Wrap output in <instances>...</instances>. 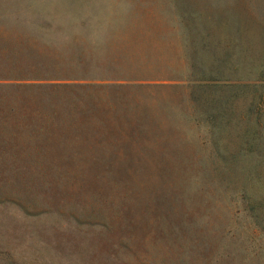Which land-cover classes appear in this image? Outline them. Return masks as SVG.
<instances>
[{
	"label": "rangeland",
	"instance_id": "rangeland-1",
	"mask_svg": "<svg viewBox=\"0 0 264 264\" xmlns=\"http://www.w3.org/2000/svg\"><path fill=\"white\" fill-rule=\"evenodd\" d=\"M10 9L21 11L19 21L7 20ZM0 27L36 41L63 63L83 55L87 61L131 60V67L188 69L196 53L199 65H222L224 77L238 80L240 89L191 92L186 83L166 98L158 94L153 107L177 144L205 157L204 164L213 162L207 129L182 113L189 95L232 98V124L223 137L230 152L243 148L244 131L255 127L246 119L253 87L264 86V0H0ZM227 54L233 56L225 61ZM256 103L263 116L256 147L264 152V103ZM12 124L17 120L0 118V264H264L249 219L229 201L207 211L201 198L200 213L214 221L202 227L184 200L173 211L161 190V197L153 194L157 168L140 160L139 169L119 173L130 164L121 148L92 144L76 132L33 137L30 128ZM10 139L13 144L3 145ZM232 219L238 225L230 230L225 222Z\"/></svg>",
	"mask_w": 264,
	"mask_h": 264
},
{
	"label": "trees",
	"instance_id": "trees-1",
	"mask_svg": "<svg viewBox=\"0 0 264 264\" xmlns=\"http://www.w3.org/2000/svg\"><path fill=\"white\" fill-rule=\"evenodd\" d=\"M20 13L10 9L7 20L19 21ZM35 42L0 27V118L17 120L18 124L12 126L30 128L33 137L54 131L63 135L76 132L85 134L92 144L109 143L121 148L128 153L125 158L130 164L118 167L119 173L139 169L140 160L146 167L157 168L156 175L150 172L158 178V184H150L153 194L160 195L161 190L168 209L173 211L178 200H184V209L187 204L196 209L202 227H214V221L200 213L201 198L207 211L229 201L231 210L238 208L249 219L253 238L260 242L258 252L264 249V152L256 147L260 138L257 128L263 123L256 102L264 103V86L253 87L255 101L246 123L253 122L255 127L246 128L244 147L235 152L229 151L223 138L232 124V98L223 102L203 96L197 99L194 93L188 96L189 105H183L182 113L207 129V157L213 162L204 164L205 157L186 152L179 139L177 144L176 134L164 120L155 117L153 107L159 102L158 94L166 98L169 91L181 89L186 83L191 85V92L220 85L240 89L238 80L224 77L222 65H199L202 62L196 53L189 58L188 69L131 67L126 66L131 60L111 57L87 61L83 55L63 63ZM232 56L227 54L225 61ZM259 74L264 78V58ZM135 91L144 96L131 94ZM23 120L30 123L26 125ZM10 144L11 139L3 142ZM191 224L188 221L186 226ZM225 224L230 230L238 225L233 219Z\"/></svg>",
	"mask_w": 264,
	"mask_h": 264
}]
</instances>
